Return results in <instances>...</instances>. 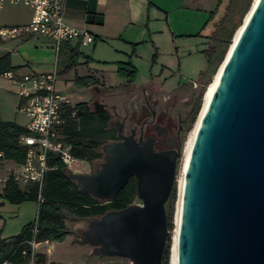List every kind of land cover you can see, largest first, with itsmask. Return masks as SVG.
<instances>
[{
    "label": "water",
    "instance_id": "water-1",
    "mask_svg": "<svg viewBox=\"0 0 264 264\" xmlns=\"http://www.w3.org/2000/svg\"><path fill=\"white\" fill-rule=\"evenodd\" d=\"M251 5L194 135L176 264H264V0ZM91 107L105 110L98 101ZM102 150L103 161L92 172L68 177L104 203L135 177L141 205L79 221V242L95 255L161 264L169 234L165 203L180 153L155 152L150 141L132 137Z\"/></svg>",
    "mask_w": 264,
    "mask_h": 264
},
{
    "label": "rangeland",
    "instance_id": "rangeland-1",
    "mask_svg": "<svg viewBox=\"0 0 264 264\" xmlns=\"http://www.w3.org/2000/svg\"><path fill=\"white\" fill-rule=\"evenodd\" d=\"M152 1L158 7V14L153 16L150 31L145 30V35L140 39V43L133 41L132 44H128L121 41H112L105 46H98V52L92 54L93 60L89 65H86L87 60L83 57V53L91 52V45L88 47L81 46L78 49V54L71 61L65 59L62 53L55 55L52 45L48 44L43 37L35 35L1 42L0 50L8 47L10 63L13 66H18L17 71L20 75L27 74L30 71L51 72L56 67L55 91L66 94L71 107L80 102H90L91 104L93 101H98L97 90L102 91L101 96L104 97L110 91H120L121 89H118L120 86L107 87L103 84L100 87L91 89L89 86L77 84L74 81L75 77L84 76L87 70L98 69V74L102 76L107 85H114L119 82L125 83L116 74L117 61H130L135 67L136 75L133 85L136 87L154 81L160 85L159 90L163 94H169L174 87H181L178 91L184 93L190 90L191 81H200L199 74L205 68V59L201 53L203 36L209 35L214 26L222 20L227 0ZM251 4L252 0H250ZM18 7L24 8L25 6L18 4ZM246 13L243 15L242 20ZM18 14L20 19H25L27 9H18ZM136 37L138 35L133 36L132 40H135ZM217 69L213 74L207 76L204 81L207 82L205 88ZM202 97L203 94L199 101L195 120L190 126H188V123L184 126L185 131L181 140L180 158L177 159L175 181L169 199L165 204V210L170 214L169 221L171 223V229H167L169 232L167 237V239L169 238L168 264H171V246L179 198V165L185 142L198 116ZM123 100L124 98H119L118 101L121 103ZM111 102V100L108 101L109 104ZM176 105L179 109L181 108L180 105ZM18 115L21 117V122L26 124L27 118L22 113H18ZM96 163L97 161L92 163L81 161L71 165L68 171L72 173H90ZM3 173V166L0 165V179L3 178ZM134 202L139 203L140 201L136 198ZM4 205L6 208L1 209V211L21 207L19 214L9 212L7 215H3L4 222H6L3 233H7L6 236L16 234L23 225L35 220L36 204L34 202H23L18 205L5 202ZM76 221H67L66 225L70 231L79 234L81 228L79 221ZM76 234L68 233L61 240L52 241L50 244H45L46 241L34 243L32 249L33 261L37 264H129L128 259L93 254L92 247L80 243V238ZM37 254L43 256V263L37 262V259H39L36 256Z\"/></svg>",
    "mask_w": 264,
    "mask_h": 264
},
{
    "label": "trees",
    "instance_id": "trees-1",
    "mask_svg": "<svg viewBox=\"0 0 264 264\" xmlns=\"http://www.w3.org/2000/svg\"><path fill=\"white\" fill-rule=\"evenodd\" d=\"M250 6V0H229L222 20L217 24L212 34L206 37L207 47L201 50L205 59V69L199 74L203 84L208 75L215 72L223 61L232 36L237 27L242 24V17ZM91 14V11H88ZM65 45L60 47L65 59L73 61L78 54L75 50L63 52ZM116 74L131 84L136 70L130 61L116 63ZM16 67L10 64V54L0 55V73L13 71ZM75 83L86 86L98 85L92 76L74 78ZM203 90L199 93V98ZM199 103L190 115L188 126L195 120ZM74 114L68 115L61 126L63 140L71 145V154L80 161L92 163L100 160L101 147L107 141L115 138L114 130L108 126L109 114L106 110L93 111L90 102H80L70 108ZM27 134L24 126L14 122L0 120V153L3 160H11L17 164L23 162L26 147L18 142L21 135ZM47 164L53 167L45 172L40 189L36 184L19 186L10 177L4 182L0 192V206L3 202L18 205L23 202L36 204V217L32 222L23 225L20 231L8 238H0V264H25L30 259L31 242H52L61 240L70 233L67 221L95 218L108 210H120L130 205L136 199V183L129 178L125 185L111 198L108 203L99 201L89 194L81 192L75 182L68 177L69 171L53 154H47ZM107 204V205H106ZM167 214V229H171L169 213ZM37 262L43 263V256L37 254ZM169 238L163 252L161 264H168ZM35 264H37L35 262Z\"/></svg>",
    "mask_w": 264,
    "mask_h": 264
},
{
    "label": "built area",
    "instance_id": "built-area-1",
    "mask_svg": "<svg viewBox=\"0 0 264 264\" xmlns=\"http://www.w3.org/2000/svg\"><path fill=\"white\" fill-rule=\"evenodd\" d=\"M5 3L22 4L30 9L31 16L23 25H0V43L31 35L40 36L51 42L55 55H58L65 43L76 38H80L82 44L90 40L88 35L64 22V0H0V9ZM56 74V67L45 74L0 73V77L16 85L20 99L18 111L27 118V134L18 139L26 147L25 158L18 165V170L0 181L5 182L10 177L19 185L36 184L40 189L45 172L53 168L47 164V154L56 156L67 171L71 165L78 163L79 160L71 154V145L63 140L60 133L65 118L74 112L70 111L67 95L55 91ZM190 85L195 87L197 81H191ZM30 245L33 249L35 244L31 242Z\"/></svg>",
    "mask_w": 264,
    "mask_h": 264
},
{
    "label": "crops",
    "instance_id": "crops-1",
    "mask_svg": "<svg viewBox=\"0 0 264 264\" xmlns=\"http://www.w3.org/2000/svg\"><path fill=\"white\" fill-rule=\"evenodd\" d=\"M228 3L229 0L226 1L225 9ZM25 8L27 9L26 18L20 19V16L18 14V9L24 10ZM157 9L158 7L152 0H64L63 3L64 22L76 28L81 33L88 35L90 40L88 43L82 44L81 39L76 38L70 41L69 43L63 44L65 45L63 52H67L70 50H75L78 52V49L81 46L88 47L89 45H91V52L87 51L86 53H83V57L86 58L87 60V62L85 63L86 65H89L93 60L92 57L94 53L98 52V46H105L107 43H110L112 41H121L128 44H132L133 41H137L135 43H140L139 42L140 39L145 35V30H147L148 32L150 31V23L153 19V16L158 14ZM88 11H91L92 13L89 14ZM30 16H31V12L28 7L25 6L24 8L22 7L19 8L18 4L5 3L3 8L0 9V25H23L30 20ZM216 25L214 26V28L212 29L209 35L203 36L204 40L202 42L201 50L207 47L206 37L212 34ZM136 35H138V37H136L135 40H132L133 39L132 37ZM45 40L48 42V44L49 43L51 44L49 40L47 39ZM7 50L8 47L0 50V55L5 52H9ZM118 62H123V61H117V63ZM11 66L13 65L11 64ZM13 67H16V69L13 71L19 74L17 71L18 66H13ZM49 72L30 71L29 73L45 74ZM84 76H92L97 81L98 85L91 86L90 87L91 89L100 87L103 84L107 87L121 86V85L125 86V83L123 82H119L118 84H114V85H107L103 81L102 76L98 74V69H95L93 71L87 70ZM146 84H150V85L155 84V86L158 89L160 86L158 83L154 81L148 82ZM130 86H134L133 82L130 84ZM19 104H20V99L17 95L16 85L11 80L0 77V120L14 122L20 126L25 127L26 124L21 122V117L20 115H18V113H20L18 111ZM78 162L81 161L79 160ZM0 165L3 166L4 173L2 175L3 176L2 179H4L12 171L18 170L19 164L11 160L0 159ZM3 185L4 182H2L0 185V192L2 190ZM4 204L5 202H3V204L0 206V238L10 237V236H6L7 233L5 232L3 233L4 228H6L5 226L6 222H4L3 215L5 214L7 215L9 212H14L19 214L21 211L20 209L21 207H16L17 209L9 208L10 210L5 209V211H1V209L6 208ZM78 221H82V220H78ZM70 234H73V231H70ZM45 244H50V242L46 241ZM2 264H11V263L4 262ZM25 264H35V262L32 259V256H30V259Z\"/></svg>",
    "mask_w": 264,
    "mask_h": 264
},
{
    "label": "flooded vegetation",
    "instance_id": "flooded-vegetation-1",
    "mask_svg": "<svg viewBox=\"0 0 264 264\" xmlns=\"http://www.w3.org/2000/svg\"><path fill=\"white\" fill-rule=\"evenodd\" d=\"M180 88L175 87L169 94H163L153 84L136 87L125 83V86L118 87L120 91H110L105 97L101 96L102 91L97 90L98 102L109 114L108 126L115 133V138L106 144L121 141V137H132L136 142L150 141L155 152L168 149L180 153L184 126L188 123L194 106L199 103V93L205 86L200 79L195 87L189 85V91L180 93ZM119 98L124 100L119 103ZM109 100L112 101L110 104ZM176 104L181 108L176 107ZM102 147V156L95 167L103 161ZM130 178H134L136 183L135 177ZM136 198L140 202L133 201L131 204L141 205V199L137 195Z\"/></svg>",
    "mask_w": 264,
    "mask_h": 264
},
{
    "label": "bare ground",
    "instance_id": "bare-ground-1",
    "mask_svg": "<svg viewBox=\"0 0 264 264\" xmlns=\"http://www.w3.org/2000/svg\"><path fill=\"white\" fill-rule=\"evenodd\" d=\"M257 0H252V5L251 8L254 6V4L256 3ZM251 10V9H250ZM250 11H248L242 21V24L240 25V27L238 28V30H236L235 34H234V38L232 39V42L229 45L226 57L224 59V61L221 63V65L218 67L216 73L214 74V76L212 77L210 83L206 86L204 93H203V97H202V104L198 113V116L196 118V121L194 123V126L190 132V134L188 135V138L185 142V146L183 148V154H182V158L180 161V165H179V172H180V180H179V198H178V205H177V210H176V214H175V229H174V234H173V239H172V246H171V264H176V245H177V233H178V222H179V209H180V202H181V195H182V188H183V180H184V175L187 169V165H188V160H189V155H190V151H191V147H192V143H193V139H194V135L196 133L197 127L199 125V121L214 93V90L216 88L217 85V81L219 78V75L223 69V66L225 64V61L227 59V56L230 52V50L232 49L237 37L239 36L242 27L245 23V21L248 18Z\"/></svg>",
    "mask_w": 264,
    "mask_h": 264
}]
</instances>
